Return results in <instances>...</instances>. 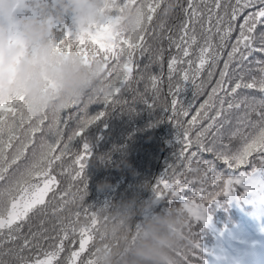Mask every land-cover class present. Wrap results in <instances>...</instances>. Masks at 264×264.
<instances>
[{"label": "snow or ice", "instance_id": "1", "mask_svg": "<svg viewBox=\"0 0 264 264\" xmlns=\"http://www.w3.org/2000/svg\"><path fill=\"white\" fill-rule=\"evenodd\" d=\"M129 3L134 4L136 0H121L117 11H122ZM162 5H166L163 15L167 17L174 9L169 0H143L147 22L134 39L117 38L118 34L111 32L109 23L103 26V31L92 36L90 42L74 41L66 24L56 25L59 44L66 51L71 52L75 47L86 60L102 55L106 68L115 61L108 71L109 93L98 92L86 102H73L51 117L47 113L40 116L27 114L23 96L0 103V264H53L65 252V243H75L77 237L78 249L69 252L65 264H96L95 251L90 248L98 238L99 215L92 206L79 208L74 213L69 210L68 215L60 217L53 226L55 235L52 236L46 234L49 230L43 227V220L36 231L29 225L25 234L24 227L32 215H48L49 193H53V200L60 201L52 210L54 216L64 212L69 204L83 202L88 189L86 172L93 156L86 139L87 130L105 118L109 109L128 104L123 99L124 92L133 93V104L138 97L139 102L149 108L155 107L164 81L166 49L161 45L152 54L146 36L150 30L155 32L152 22ZM175 6L184 16L178 35L174 36L171 29H166V20L160 23L159 30L161 40L166 39L168 48L176 50L167 64L171 100L164 110L171 113L169 119L178 129L180 148L177 163L170 165L157 181L154 192L157 199L180 202L188 216V249L181 253L183 264H192L191 257H197L199 264H207L204 249L197 239L198 233L192 231L190 221L209 223V209L221 201L239 202L250 193L264 195V98L252 97L249 102L245 96L226 103V98H235L240 89H257L264 94V62L258 61L261 64L259 77L253 76L246 82L242 74L244 61L253 53L264 54V0H186L183 4L176 0ZM237 31L220 79L208 98L191 114L193 105H185L181 93L189 84L194 88V97L204 91L201 77L205 69L221 59L222 49ZM137 56H147V63L141 65ZM234 62L241 74L232 84L226 78ZM154 63L160 67L159 75L148 71ZM145 72H148L147 77ZM207 76L211 79L213 72L209 70ZM141 81H145L143 93L137 87ZM149 91L152 93L150 98L147 96ZM94 104H103L108 111L90 115L89 108ZM241 105L246 109L245 115L225 141L220 136L223 124L218 121L226 111L239 110ZM127 110L134 109L129 106ZM180 118H185L183 123ZM204 121H209L206 126ZM78 138L82 147L73 152ZM30 149L31 160L23 168H17L16 174L10 177V170L26 160ZM205 152L212 153L214 160H204ZM66 160H70L67 165ZM215 161L226 165L227 176L216 171ZM248 165H251L250 172L242 170ZM57 168L60 169L59 175L70 181L63 192L56 191L60 184L54 174ZM77 184L82 187H77L70 195ZM185 190H190L195 198H185ZM47 241L52 243L45 248L43 242Z\"/></svg>", "mask_w": 264, "mask_h": 264}, {"label": "trees", "instance_id": "2", "mask_svg": "<svg viewBox=\"0 0 264 264\" xmlns=\"http://www.w3.org/2000/svg\"><path fill=\"white\" fill-rule=\"evenodd\" d=\"M169 2L173 3L174 9L165 17L163 8L166 5H162L152 22V28L155 29V32L150 30V33L146 36L147 45L150 46L152 54H155L161 45L166 49L164 55V81L160 86L161 91L159 98L155 101V107L149 108L148 105L139 102L138 97L137 102L133 104V93L131 92L123 93V99L127 100L128 104L117 105L109 111L103 104L91 105L89 108L90 115L94 116L104 111H108V115L90 126L86 133L87 142L90 144L93 153L86 172L88 176V195H85L83 202L77 201L76 205L69 204L64 212L57 213L54 216L52 210L59 205L60 201L59 199L53 200V193H49L47 198L49 201L48 215L46 217L32 215L24 227L25 234L28 233L29 225L33 231L38 230L40 222L43 220V227L49 230L46 234L49 236L55 235L52 230L53 226L60 217H66L69 210L74 213L79 208L90 206L97 209L109 203H117L126 199H136L138 204H143L152 199L159 201L152 210L138 216L137 221H142L146 216L160 212L167 206H180L178 201L169 202L157 199L154 192L157 181L166 173L170 165L177 163L176 156L180 148L177 140L178 129L175 122L169 119L171 113L164 110L171 100L167 87V64L170 56L176 54V50L168 48L166 39L161 40L159 25L166 20V29H171L172 35L177 36L184 16L181 9L175 6L176 0H169ZM185 2L186 0H180L182 4ZM67 24H71V17L68 18ZM196 28L197 35H199V26L197 25ZM237 35L238 31L232 34V40L222 49L221 59L211 68L205 69L201 77L205 84L204 91L194 97V88L189 84L186 85L185 91L181 93V99L185 105L190 103L193 105L191 114H194L199 104L208 98L211 89L216 86L217 81L220 79V73L224 70L228 53L231 51V45L235 42ZM137 59L141 65L147 63V56L144 58L137 56ZM258 61L264 62V54L253 53L247 61H244L242 74L246 82H249L253 76H260L258 69L261 64ZM112 63H115V61ZM112 63L109 64V68L112 67ZM209 70L213 72L211 79L207 76ZM148 71L159 75L160 67L154 63ZM240 74L241 72L237 71V65L234 62L229 68L226 79L234 84ZM144 75L147 77L148 72H145ZM144 85L145 81H141L137 85L141 93L145 91ZM147 96L150 98L152 93L149 91ZM245 96L249 98V102H251L252 97L257 100L264 98V94L257 89H240L235 98L227 97L226 103L227 100L236 101ZM129 106H132L134 110L128 111ZM245 112L246 109L241 105L239 110L226 111L224 117L218 121V124H223L220 136L225 141L229 139L231 132L239 126L237 122L245 115ZM180 119L183 123L185 118ZM208 122L204 121V126ZM37 143H39V138ZM81 147L82 141L78 138L74 142L73 152ZM31 151L30 149L26 160H22L10 170V177L16 174L17 168H23L25 163L31 160ZM202 158L209 161L214 160L213 154L207 152L203 153ZM69 162L70 160H66V165ZM215 166L218 173L224 172L226 176L229 174L226 165L222 161H215ZM242 170L250 172L251 165ZM59 172L60 169L57 168L54 173L60 181L56 191L63 192L68 188L70 181L66 176L59 175ZM104 183H107L110 187L101 190L98 186ZM77 187H82V184L74 186L70 195L76 192ZM211 190L210 188L209 191ZM184 195L185 198H195L190 190H185ZM65 199H69V197ZM221 199L223 200V198ZM209 215L211 220L207 224L203 221L197 223L194 219L190 221L192 231L198 233L197 239L202 244L203 257L207 264H253L256 259L250 256V253L256 252L258 254V249L264 248V195L250 193L245 200L239 202L221 201L209 209ZM78 242V237L75 243L66 242L65 252L61 253L53 264H65V258L69 255V252L78 249ZM51 243L52 241L43 242L45 248ZM9 246L11 245H6V247ZM90 250H94V248H90ZM84 255H87V253ZM191 259L192 264H199L197 257H191Z\"/></svg>", "mask_w": 264, "mask_h": 264}, {"label": "clouds", "instance_id": "3", "mask_svg": "<svg viewBox=\"0 0 264 264\" xmlns=\"http://www.w3.org/2000/svg\"><path fill=\"white\" fill-rule=\"evenodd\" d=\"M120 4L121 0H0V103L23 96L27 114L51 117L73 102L109 93L110 68L103 56L86 60L75 47L66 51L56 25L66 24L74 41L90 42L109 23L117 38L134 39L147 22L143 0L117 11ZM158 203L126 199L97 208L96 264H183L188 216L181 206L136 219Z\"/></svg>", "mask_w": 264, "mask_h": 264}, {"label": "rangeland", "instance_id": "4", "mask_svg": "<svg viewBox=\"0 0 264 264\" xmlns=\"http://www.w3.org/2000/svg\"><path fill=\"white\" fill-rule=\"evenodd\" d=\"M255 264H264V249L261 251L259 259Z\"/></svg>", "mask_w": 264, "mask_h": 264}]
</instances>
